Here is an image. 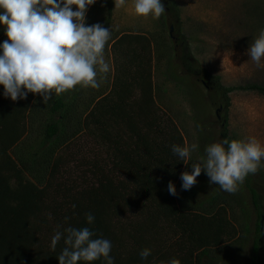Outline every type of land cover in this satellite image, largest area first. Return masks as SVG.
<instances>
[{
    "label": "rangeland",
    "instance_id": "obj_1",
    "mask_svg": "<svg viewBox=\"0 0 264 264\" xmlns=\"http://www.w3.org/2000/svg\"><path fill=\"white\" fill-rule=\"evenodd\" d=\"M173 1L178 20L168 11L159 18L136 16L133 0H126L120 8H115L113 0L107 24L109 43L118 41L113 47L110 44V55H105L110 71L101 87L76 86L60 96L53 93L46 104L36 95L26 111L22 137L8 150L9 156L22 170L23 179L37 182L39 187L51 182L50 189L88 187L94 180V162L113 171L112 177L126 187L117 217H110L115 234L109 237L112 241L118 237L111 252L119 255L120 264H128V257L141 259L139 253L145 248L151 250V257L142 259L144 262L155 258L165 264L172 259L182 262L191 252V264H264V158L258 171L249 174L234 194L210 185L203 170L190 190H182L180 179L182 172L191 173V164L203 162L206 146L222 142L224 130L231 141L255 137L264 145V95L234 91L224 105L215 85L208 82L206 88L201 73L188 75L181 61L188 52L193 69L206 70L224 86H264V58L257 67L247 54L264 29V0ZM90 6L103 8L104 25L105 0ZM4 33L5 27L0 25V44L7 39ZM122 36L124 43H119ZM119 95L127 106L126 117L111 109ZM57 97L72 99L60 140L76 137L64 148L43 136L46 124L56 118L48 110ZM92 109L86 128L84 118ZM127 119L133 122L131 127ZM97 120L99 125H95ZM99 126L118 137L124 157L135 159L133 151L137 150L140 168L143 173L147 168L149 177L139 178L136 184L127 181L120 154L116 153L118 159L112 156V139L99 137ZM135 133L144 136L145 142ZM191 144L198 148L188 160L181 161L171 151L172 145ZM54 160L59 170L50 179ZM125 166L131 168L130 163ZM169 181L176 196L167 191ZM145 188L152 190L149 195ZM165 201L171 202L172 209H162ZM256 239L259 249L253 253Z\"/></svg>",
    "mask_w": 264,
    "mask_h": 264
},
{
    "label": "clouds",
    "instance_id": "obj_2",
    "mask_svg": "<svg viewBox=\"0 0 264 264\" xmlns=\"http://www.w3.org/2000/svg\"><path fill=\"white\" fill-rule=\"evenodd\" d=\"M96 0H0V25L5 27L7 39L0 44V85L4 96L13 101L27 98L28 93L38 94L46 104L53 93L60 96L73 90L99 89L110 71L104 56L105 45L110 39L109 28L100 24L85 26L88 6ZM126 0H114L115 8ZM75 6V8H73ZM136 16L159 18L165 13L161 0H133ZM250 59L261 66L264 58V29L247 49ZM225 145L227 147H225ZM197 144L172 145L171 151L181 161L190 159ZM206 158L191 164V173H181L182 190H190L201 172L224 192L234 194L249 174H255L264 158V145L255 137L247 140L227 139L205 148ZM187 164V163H185ZM170 195L177 191L171 181L167 185ZM67 219V218H66ZM87 222L95 217L88 214ZM66 233V236H65ZM89 228L68 227L57 231L51 239L55 250L64 237L65 247L58 256L59 264L92 262L104 258L106 264H114L110 256L111 242L93 239ZM151 250L140 251L141 259H147ZM170 264H180L172 259Z\"/></svg>",
    "mask_w": 264,
    "mask_h": 264
},
{
    "label": "trees",
    "instance_id": "obj_3",
    "mask_svg": "<svg viewBox=\"0 0 264 264\" xmlns=\"http://www.w3.org/2000/svg\"><path fill=\"white\" fill-rule=\"evenodd\" d=\"M165 6V10L173 13L176 20H178V10L173 0H161ZM107 18L104 28L109 23L112 15L113 0H105ZM124 36L120 37L119 43H124ZM136 37V36H132ZM118 41V40H117ZM115 41L111 46L117 42ZM184 47V45L182 44ZM188 50V49H186ZM192 59L188 52L183 53L181 57L182 66L188 75L194 74L196 71L201 73L203 81L215 85L216 92L219 93L221 103L228 104V95L234 91H255L264 95V86L255 84H248L245 86H224L219 83L217 77L211 76L209 72L204 69H193ZM206 79V80H205ZM207 81V82H206ZM3 86L0 85V264H59L58 256L61 254L64 244V237L58 241L55 250L51 248L52 237L57 231L64 232L68 227L81 229L89 228L94 233L93 239L109 238L111 242H118V237L110 239V235L115 234L111 227L110 217L116 216L118 210L122 206L125 198L126 187L119 183L116 177H112L113 171L104 169L99 162L91 164L93 183L86 188L77 190L73 186H53L50 189L51 182H47L44 187H39L37 182L33 183L21 176L22 170L11 159L8 150L15 145L22 137L24 129V117L26 111L31 104V101L38 94L28 93L27 98L23 100L13 101L4 96ZM147 93V92H146ZM149 93V91H148ZM121 95V93H120ZM118 96V102L114 104L113 111L126 117V104ZM105 98V96H104ZM103 97L101 99H104ZM70 100H65L57 97L53 100L49 107V113L56 116V118L46 124L43 136L46 140H55L58 142L59 148L66 147L69 140L61 139L63 133V123L66 119L68 108L71 105ZM93 110L86 114L84 118V126L87 128V118L93 115ZM127 124L131 127L133 122L127 119ZM95 125H99L98 120ZM99 137L110 141L112 149H114L112 156L114 158L118 152L121 156L120 160L124 165L120 167L127 172L128 182L136 184L138 179L147 178L148 169L141 170L138 161V152L134 149L135 159L124 157L125 152L122 153L119 148L120 143L118 137L111 136L104 126H99ZM158 129V128H157ZM138 140L145 142L144 136L135 133ZM222 141L229 139L226 130L221 133ZM61 142V143H60ZM148 148L147 146H145ZM225 147H227L225 145ZM111 149V150H112ZM146 152H149L147 150ZM109 158V155L107 154ZM110 159V158H109ZM126 162V164L124 163ZM130 163L131 168L126 170V166ZM133 168V170H132ZM59 170L58 161L54 160L50 166L48 177L52 179ZM112 172V173H111ZM149 177V176H148ZM151 181V179H150ZM144 183V182H143ZM147 187V185L145 184ZM150 188H145L144 193L149 195ZM253 202L256 203V195L251 191ZM171 202H162L163 210L172 209ZM92 214L95 219L93 223L87 222V215ZM117 217V216H116ZM67 218V219H66ZM261 219L262 216H259ZM260 225L257 226V233H259ZM66 236V233H65ZM40 241L39 242V239ZM38 246L36 247V244ZM259 249L258 240H254L252 244V252L256 253ZM114 264H120L119 255L110 252ZM183 261L180 264H191V252H187ZM151 257V256H149ZM150 259V258H149ZM199 260H197L198 262ZM77 264H106L104 258H100L92 262L78 261ZM128 264H165L161 258H155L150 261H143L139 258H129ZM253 264V262H251Z\"/></svg>",
    "mask_w": 264,
    "mask_h": 264
},
{
    "label": "crops",
    "instance_id": "obj_4",
    "mask_svg": "<svg viewBox=\"0 0 264 264\" xmlns=\"http://www.w3.org/2000/svg\"><path fill=\"white\" fill-rule=\"evenodd\" d=\"M92 10H94L93 11L94 13L90 14V12ZM102 13H103V8H99V9L95 10V9H92V6H88V9H87L86 15H85V26L100 24L103 27L104 25L102 23ZM105 13H106L105 17L107 18V10H105ZM106 18H105V23H106ZM105 28H108V26H106ZM115 41L116 40H113V41H111V43L113 44ZM111 43H109V41L106 43L105 50H104V56L108 55V54L110 55V44Z\"/></svg>",
    "mask_w": 264,
    "mask_h": 264
},
{
    "label": "water",
    "instance_id": "obj_5",
    "mask_svg": "<svg viewBox=\"0 0 264 264\" xmlns=\"http://www.w3.org/2000/svg\"><path fill=\"white\" fill-rule=\"evenodd\" d=\"M171 31V30H170ZM220 111V109H218V110H216V116H217V118H218V115H217V113ZM262 219V218H261ZM260 229H261V222H260Z\"/></svg>",
    "mask_w": 264,
    "mask_h": 264
},
{
    "label": "flooded vegetation",
    "instance_id": "obj_6",
    "mask_svg": "<svg viewBox=\"0 0 264 264\" xmlns=\"http://www.w3.org/2000/svg\"><path fill=\"white\" fill-rule=\"evenodd\" d=\"M202 82V84L207 88V86H206V84H205V81H201ZM218 120H220V118L218 117Z\"/></svg>",
    "mask_w": 264,
    "mask_h": 264
}]
</instances>
